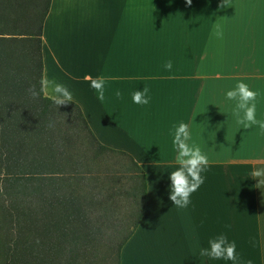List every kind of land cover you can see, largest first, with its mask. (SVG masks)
<instances>
[{"label": "crops", "instance_id": "obj_1", "mask_svg": "<svg viewBox=\"0 0 264 264\" xmlns=\"http://www.w3.org/2000/svg\"><path fill=\"white\" fill-rule=\"evenodd\" d=\"M220 4L49 0L41 79L65 84L96 141L125 153L144 176L141 214L117 264H233L199 256L222 233L236 242V264H264V184L251 177L264 168V132L237 124L235 102L226 98L241 81L259 90L256 118L264 120V0ZM217 21L222 38L214 35ZM101 75L110 78L103 102L90 85ZM145 86L149 104L134 103ZM181 122L209 159L204 183L183 209L169 199Z\"/></svg>", "mask_w": 264, "mask_h": 264}, {"label": "trees", "instance_id": "obj_2", "mask_svg": "<svg viewBox=\"0 0 264 264\" xmlns=\"http://www.w3.org/2000/svg\"><path fill=\"white\" fill-rule=\"evenodd\" d=\"M48 5L49 0H0V259L3 264H110L113 255L117 264L141 214L144 176L132 161L136 180L124 193L130 200L125 206L114 204L112 176L82 197L85 170L98 167L93 159L102 151L125 153L100 145L75 103L57 107L42 92L37 99L28 94L30 85L41 87V30ZM68 127L86 139L89 159L72 154ZM100 226L109 230L101 243Z\"/></svg>", "mask_w": 264, "mask_h": 264}, {"label": "clouds", "instance_id": "obj_3", "mask_svg": "<svg viewBox=\"0 0 264 264\" xmlns=\"http://www.w3.org/2000/svg\"><path fill=\"white\" fill-rule=\"evenodd\" d=\"M186 4L191 6L192 0H186ZM219 6L221 8L231 7V0H221ZM214 29V35L222 38L223 31L219 21L215 23ZM164 67L166 70L171 71L172 62L167 61ZM108 79L110 78L101 75L90 80V85L96 91L97 99L101 102L105 100V86ZM40 85L39 89H37L36 85H30L27 89L32 99L39 98L41 92L51 89L54 93L52 99L57 107L67 105L73 101V95L69 88L54 78H42ZM148 92L147 86L142 91H135L132 94L133 102L144 105L149 104L150 97L148 96ZM260 95L259 90H252L250 85L241 81L236 84L234 89L227 91L226 98L235 102L232 115L236 118L237 124L242 125L245 129L258 126L264 132V120L256 118V100ZM115 96L117 99L122 98V93L117 90ZM190 141H192V136L189 125L184 122L179 123L178 126L174 125L172 144L177 153L175 159L179 167L170 173L169 178L172 183L169 199L173 202L174 206L181 209L187 208L191 203V194L197 191L204 183L205 177L201 173L205 172L209 166L208 156L201 150L198 144L195 142L190 143ZM251 177L253 179L259 178L257 185L264 184V168L254 170L251 173ZM225 227L230 228L231 225H225ZM199 256L214 260H230L233 261V264H236L240 259L236 253V242L229 241L223 233L209 240V248H200ZM247 264H252V261H247Z\"/></svg>", "mask_w": 264, "mask_h": 264}, {"label": "rangeland", "instance_id": "obj_4", "mask_svg": "<svg viewBox=\"0 0 264 264\" xmlns=\"http://www.w3.org/2000/svg\"><path fill=\"white\" fill-rule=\"evenodd\" d=\"M75 130L72 127H68L66 130L67 140L71 144V152L75 156V158H80L81 160H86L90 158V152L88 151L90 148H88L86 144V139L82 136V134L79 132H75ZM95 164L98 166L97 168L93 166L89 171L85 170L86 172V179H84L85 186H81V195L82 197H85V192L91 189V192L93 191V186L95 187L94 191L99 190L100 183L103 178H108L110 176L113 177L112 180L108 183L111 185L112 190L115 197V206L119 207V205H127L130 201L127 197V195H124L125 191L129 189L130 182H132L135 179V176L133 175V170L131 169V162H127L123 155L109 152V151H102L95 159H93ZM98 169V170H97ZM81 171V169H80ZM106 175V176H105ZM92 177L96 178V183ZM95 194V192H93ZM96 195V194H95ZM99 199H103L102 195H98ZM96 196V198H98ZM102 204V203H101ZM95 206V204L93 205ZM96 208V207H95ZM135 208V206L133 207ZM96 213H94V208L89 212V216L91 218L95 217ZM105 227L100 226V231L97 237L98 240L103 241L105 240L106 236H109V230L104 229ZM121 234V233H119ZM119 234H116L118 238L121 237ZM103 250V247L101 246L98 248L97 254L100 255L101 251ZM93 252V251H90ZM114 258L113 255L110 256V264H114ZM0 264H3L0 259Z\"/></svg>", "mask_w": 264, "mask_h": 264}]
</instances>
